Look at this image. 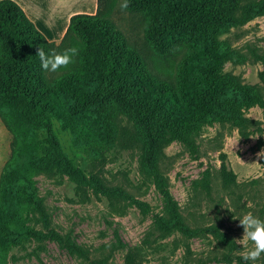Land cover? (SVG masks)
I'll return each mask as SVG.
<instances>
[{
    "label": "trees",
    "instance_id": "obj_1",
    "mask_svg": "<svg viewBox=\"0 0 264 264\" xmlns=\"http://www.w3.org/2000/svg\"><path fill=\"white\" fill-rule=\"evenodd\" d=\"M124 2L98 0L95 15L72 16L57 45L47 40L16 1L0 0V119L13 136L11 155L0 177V264H7L1 246L18 242L24 234L23 201L39 212L45 227L51 224L33 183L36 175L61 173L82 192L92 189L109 197L119 193L118 188L87 175L71 151L97 161L115 141L141 145L145 169L154 171L169 124L202 116L208 123L230 122L243 136L257 126L242 110L255 104L264 108L263 88L242 84L231 74L218 75L223 59L214 42L217 35L249 17L253 11L247 2L126 0L122 11L142 16L146 41L155 54L162 58L181 54L173 78L157 76L113 22V12L121 10ZM63 46H79L78 62L70 71L49 79L40 66L38 50L55 53ZM253 54L263 64L259 79L264 86V55ZM231 58L246 60L234 53ZM103 104L111 114L121 112L132 128L122 130L112 123L110 115L100 111ZM62 134L69 135V150ZM222 162L220 183L232 190L236 177ZM261 162L264 165V154ZM155 180L164 197L165 215L155 220L148 238L171 229L193 233L164 179L155 174ZM210 230L222 243L234 245L223 232ZM57 240L72 254L105 264L102 257H93L70 238L57 236ZM126 264H137L134 254Z\"/></svg>",
    "mask_w": 264,
    "mask_h": 264
},
{
    "label": "rangeland",
    "instance_id": "obj_2",
    "mask_svg": "<svg viewBox=\"0 0 264 264\" xmlns=\"http://www.w3.org/2000/svg\"><path fill=\"white\" fill-rule=\"evenodd\" d=\"M43 7L47 0H33ZM50 1V0H49ZM253 12L245 21L215 37V49L222 56L218 75L231 74L242 84L264 86L259 79L261 61L253 51L264 55V0H243ZM38 2V3H37ZM55 26L53 19L44 15ZM113 22L162 78H173L181 54L162 58L149 47L140 14L116 9ZM65 46L55 51L59 54ZM244 56L235 62L231 55ZM74 62L57 72H46L49 79L70 71ZM108 104V103H107ZM107 104L100 107L122 130L133 124L121 113L111 114ZM243 115L257 123L247 136L230 122L208 123L202 116L183 124H169L162 134L163 146L154 171L145 169L141 145H123L119 140L93 161L85 153L71 151L76 164L119 189L116 197L82 192L70 177L61 173L36 175L33 183L50 218L47 228L39 212L23 201L22 238L2 245L7 264H97L72 254L57 236L68 237L105 264H126L134 254L137 264H244L236 240L243 236L239 217L251 212L264 220V108L246 107ZM69 150V135L62 134ZM13 136L0 119V177L11 155ZM236 177L232 190L220 183L222 160ZM155 174L178 204L184 224L193 233L171 229L148 238L155 220L165 215V201ZM202 182V183H201ZM196 183H200L196 185ZM210 229L223 232L234 245L222 243ZM250 244V242H249ZM252 264H264V254Z\"/></svg>",
    "mask_w": 264,
    "mask_h": 264
},
{
    "label": "crops",
    "instance_id": "obj_3",
    "mask_svg": "<svg viewBox=\"0 0 264 264\" xmlns=\"http://www.w3.org/2000/svg\"><path fill=\"white\" fill-rule=\"evenodd\" d=\"M25 11L37 29L49 42L59 45L64 39L72 16L77 14L95 15L98 0H47L43 7L33 0H14ZM38 3V2H37ZM53 19L51 25L44 15Z\"/></svg>",
    "mask_w": 264,
    "mask_h": 264
},
{
    "label": "clouds",
    "instance_id": "obj_4",
    "mask_svg": "<svg viewBox=\"0 0 264 264\" xmlns=\"http://www.w3.org/2000/svg\"><path fill=\"white\" fill-rule=\"evenodd\" d=\"M120 7L121 10L127 8L126 0ZM79 52V46L68 47L59 54L45 52L43 48H40L37 56L44 71L57 72L73 63ZM238 219L243 228V236L236 242L238 245H243V248L239 251L242 254L241 258L244 264H252L264 254V220L256 217L251 212L240 216Z\"/></svg>",
    "mask_w": 264,
    "mask_h": 264
}]
</instances>
